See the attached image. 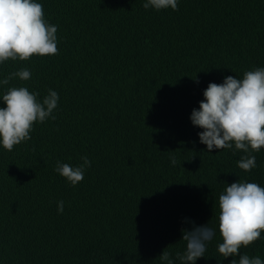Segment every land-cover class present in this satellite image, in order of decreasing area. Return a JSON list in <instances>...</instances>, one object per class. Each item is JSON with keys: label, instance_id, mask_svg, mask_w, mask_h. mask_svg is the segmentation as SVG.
<instances>
[{"label": "trees", "instance_id": "obj_1", "mask_svg": "<svg viewBox=\"0 0 264 264\" xmlns=\"http://www.w3.org/2000/svg\"><path fill=\"white\" fill-rule=\"evenodd\" d=\"M40 2L58 27V54L7 61L0 79L22 68L31 79L0 92L27 87L42 100L52 89L59 104L30 140L0 148V264H161L164 250L184 251L185 220L218 226L226 184L264 186V149L245 172V153L207 152L190 121L209 83L264 67V0H180L177 11ZM84 156L91 167L73 187L57 161ZM221 242L217 228L196 264H230ZM240 252L264 259V233Z\"/></svg>", "mask_w": 264, "mask_h": 264}, {"label": "clouds", "instance_id": "obj_2", "mask_svg": "<svg viewBox=\"0 0 264 264\" xmlns=\"http://www.w3.org/2000/svg\"><path fill=\"white\" fill-rule=\"evenodd\" d=\"M180 0H144L145 10H178ZM57 25L45 19L40 0H0V66L7 61H27L33 56L45 57L58 54ZM28 81L31 72L22 68L0 79V88L11 80ZM39 93L27 87H10L0 92V148L12 151L15 146L31 139L34 124L55 119L59 94L52 89L41 100ZM190 121L198 132L199 142L207 152L236 150L245 153L237 162L239 169L250 172L256 168L253 152L264 149V67L246 71L242 79L226 76L221 84L209 83L203 91L198 109H193ZM235 154V152H234ZM73 166L57 161L55 171L75 187L84 179L91 167L86 157ZM171 163L176 164L175 158ZM218 226L209 223L191 225L181 229L185 249L175 258L168 251L160 255L161 264H196L204 258L208 244L215 238L217 228L222 242L217 251L223 260L231 257L230 264H264L259 255L241 254L261 239L264 233V186L238 180L218 198ZM58 214L64 211V202H57Z\"/></svg>", "mask_w": 264, "mask_h": 264}]
</instances>
